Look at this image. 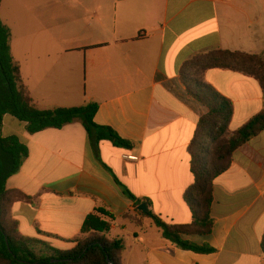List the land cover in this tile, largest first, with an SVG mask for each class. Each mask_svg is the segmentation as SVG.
Returning a JSON list of instances; mask_svg holds the SVG:
<instances>
[{"label":"crops","instance_id":"crops-1","mask_svg":"<svg viewBox=\"0 0 264 264\" xmlns=\"http://www.w3.org/2000/svg\"><path fill=\"white\" fill-rule=\"evenodd\" d=\"M0 19L39 108L96 103L95 124L132 145H95L79 119L31 135L5 115L1 136H16L29 152L5 187L37 198L12 206L22 236L46 233L59 238L54 246L70 249L65 241L78 238L86 218L104 208L115 218L105 236L123 241V264H264V131L236 150L215 180L211 233L183 235L215 252L180 248L138 210L147 203L169 225L193 222L184 199L194 181L188 148L207 109L187 93L181 69L214 50L264 53V0H0ZM205 81L234 104L230 133L264 110L253 78L212 69ZM125 152L142 160L122 161ZM115 178L142 202L123 195Z\"/></svg>","mask_w":264,"mask_h":264},{"label":"trees","instance_id":"trees-1","mask_svg":"<svg viewBox=\"0 0 264 264\" xmlns=\"http://www.w3.org/2000/svg\"><path fill=\"white\" fill-rule=\"evenodd\" d=\"M10 39V30L0 19V154L3 158L0 162V264H109L108 260L113 264H123V241L105 236L115 218L104 208H97L86 218L78 238L65 241L73 244L67 250L52 244V239H59L53 235L43 233L39 238H29L20 234L19 223L12 215V206L18 201L35 204L37 198L8 191L5 187L7 179L20 171L29 155L28 148L16 136H1L5 115L26 124L31 135L47 129L61 130L79 119L95 145L105 140L118 148L131 149L132 145L112 129L95 124L94 117L99 109L96 103L53 110L39 108L23 83L20 66L12 57ZM212 69L230 70L253 78L264 94V53L214 50L187 61L181 69L182 82L191 98L207 109L188 148L194 181L184 199L193 210L194 220L190 225L172 226L151 211L143 213L162 231L165 239L184 250L200 254H210L215 250L184 240L183 235L211 233L215 180L229 170L234 152L264 131L262 110L244 126L229 132L234 104L205 81L206 72ZM115 183L127 198L142 202L117 178ZM262 248L264 251V238Z\"/></svg>","mask_w":264,"mask_h":264},{"label":"rangeland","instance_id":"rangeland-1","mask_svg":"<svg viewBox=\"0 0 264 264\" xmlns=\"http://www.w3.org/2000/svg\"><path fill=\"white\" fill-rule=\"evenodd\" d=\"M9 1H11V0H9ZM18 11H17V13H16V15H15V18H16V20H17V25H18V28H16V32L17 31H19L20 32V5H21V2L20 1H18ZM3 7H4V10H3V16L4 17H6V5H5V2H4V4H3ZM16 37H15V46L17 47V50H18V53L20 54V49H21V42H20V33H19V35L17 36V35H15ZM19 60V59H18ZM20 61V60H19ZM0 162H3V158H2V156H1V154H0Z\"/></svg>","mask_w":264,"mask_h":264},{"label":"built area","instance_id":"built-area-1","mask_svg":"<svg viewBox=\"0 0 264 264\" xmlns=\"http://www.w3.org/2000/svg\"><path fill=\"white\" fill-rule=\"evenodd\" d=\"M121 160L130 163H139L142 159L140 156L135 155L132 152H125L121 155Z\"/></svg>","mask_w":264,"mask_h":264},{"label":"water","instance_id":"water-1","mask_svg":"<svg viewBox=\"0 0 264 264\" xmlns=\"http://www.w3.org/2000/svg\"><path fill=\"white\" fill-rule=\"evenodd\" d=\"M138 210L147 213L149 211L147 203H143L138 207ZM109 264H113L111 261L108 260Z\"/></svg>","mask_w":264,"mask_h":264}]
</instances>
